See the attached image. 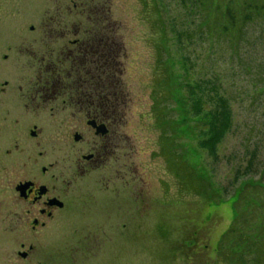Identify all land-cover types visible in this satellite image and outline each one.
Instances as JSON below:
<instances>
[{
    "label": "rangeland",
    "instance_id": "obj_1",
    "mask_svg": "<svg viewBox=\"0 0 264 264\" xmlns=\"http://www.w3.org/2000/svg\"><path fill=\"white\" fill-rule=\"evenodd\" d=\"M79 1L85 2L0 0V84L8 80L11 88H25L37 77L38 66L30 57L42 54L41 40L51 45L59 39L50 29L45 35L41 26L57 23L59 33L67 31L65 38L71 39L74 23L85 22ZM92 1L108 9L119 28L115 39L123 45L122 172L111 173V178L102 168L80 180L79 188L90 196L83 197L66 222L50 224L36 235L33 261L43 252L60 263L74 257L76 264H248L251 255L243 245L233 247L232 239L220 245L236 217L233 199L221 194L244 189L240 206L253 219L248 238H259L264 223V44L253 38L262 34L264 22L248 27L249 44L246 40L238 50L221 51L216 39L210 46L196 36L193 22L198 20L188 2ZM3 55L8 56L5 63ZM213 75L233 112V129L217 147V161L197 147L202 124L191 117L186 92L188 84ZM12 145L0 136V151ZM253 146L258 156L251 176L232 184ZM20 148L28 156L42 153L44 166L53 158L45 138L36 147L23 142ZM214 195L215 200L208 199ZM42 235L48 236L46 246ZM7 237L14 264L24 236Z\"/></svg>",
    "mask_w": 264,
    "mask_h": 264
},
{
    "label": "flooded vegetation",
    "instance_id": "obj_2",
    "mask_svg": "<svg viewBox=\"0 0 264 264\" xmlns=\"http://www.w3.org/2000/svg\"><path fill=\"white\" fill-rule=\"evenodd\" d=\"M85 2L82 7L79 1V13L88 23H74L68 32L71 39L65 38L67 31L59 33L57 23L51 28L41 26L45 35L50 29L59 39L51 45L41 40L42 54L30 57L38 66L37 77L27 87L11 88L8 80L0 84V136L13 142L0 151V264H13L10 233L24 236L14 264H76L74 257L60 263L56 256L50 259L43 252L34 262L32 242L38 243L36 235L50 224L64 223L73 216L77 204L89 195L79 188L80 180L102 168L109 177L122 172L123 45L120 39L82 38L91 34L89 20L95 11L109 17L107 8H98L92 0ZM111 26L117 37L119 28L115 23ZM7 59L3 55L1 61ZM44 138L51 143L53 155L47 166L41 165L42 153L28 156L20 148L23 142L36 147ZM80 144L83 147L76 148ZM41 238L46 246L48 236Z\"/></svg>",
    "mask_w": 264,
    "mask_h": 264
},
{
    "label": "trees",
    "instance_id": "obj_3",
    "mask_svg": "<svg viewBox=\"0 0 264 264\" xmlns=\"http://www.w3.org/2000/svg\"><path fill=\"white\" fill-rule=\"evenodd\" d=\"M184 5L187 2L190 5L192 17L197 18V22H193L196 27V36L202 40L211 43L210 46H215L213 40H217V46L221 51H225L232 47H237L236 50L242 48V44L247 40V44L251 41L252 36H248V27L257 22H264V0H180ZM82 7L86 5V2ZM91 34L82 36L83 39L95 40L100 38L113 39L116 38V34L113 31L112 22L109 17H105L102 14L93 16L90 20ZM88 20L85 19V23ZM102 27H97V25ZM90 29V30H91ZM199 29V33H198ZM102 30V34H100ZM247 31V32H246ZM262 34L257 38H253L256 44H264V29H261ZM196 33V32H195ZM193 34V31L191 32ZM183 37H188V34L184 32ZM202 42V41H201ZM186 61L189 60L184 58ZM191 64V62H189ZM192 67V65H191ZM194 69V67H193ZM92 83V87L95 84ZM186 92L189 101V111L191 117L194 119H200L202 129L198 132L197 147L204 150L207 155L214 161H217V147L225 140L227 135L233 129V112L231 107V101L229 97L224 93L222 85L217 86V77L213 75L209 79L194 81L192 84L186 86ZM93 96L95 95L92 92ZM253 146L250 157L245 164L243 171L240 168L235 170V175L232 184L245 183L249 176H251V170L256 165V159L258 156V148ZM246 188V187H244ZM199 191V190H198ZM244 189L236 190L232 194H229L226 189L222 191V196L233 199V208L236 212V217L233 220L231 228L223 235L221 240V246L223 247L226 242L230 241L234 244L233 247H243L247 249V254L251 257L248 260V264H264V249H260L259 246H264V223H260V233H257L259 238H255L249 241V235L252 234L253 227L251 226L250 213L245 209L244 205L240 206ZM201 195H205V191L200 192ZM206 197V195H205ZM208 197V196H207ZM216 196L209 197L208 199L213 201ZM251 216V217H250ZM249 241V242H248ZM230 246V244L228 245ZM227 246V247H228ZM241 264H246L242 263Z\"/></svg>",
    "mask_w": 264,
    "mask_h": 264
}]
</instances>
